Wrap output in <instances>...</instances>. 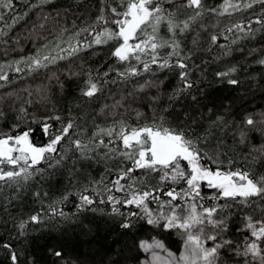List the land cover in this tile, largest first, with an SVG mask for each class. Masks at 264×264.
I'll list each match as a JSON object with an SVG mask.
<instances>
[{"label":"snow or ice","instance_id":"6c2138e0","mask_svg":"<svg viewBox=\"0 0 264 264\" xmlns=\"http://www.w3.org/2000/svg\"><path fill=\"white\" fill-rule=\"evenodd\" d=\"M0 264H264V0H0Z\"/></svg>","mask_w":264,"mask_h":264}]
</instances>
